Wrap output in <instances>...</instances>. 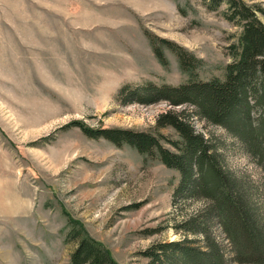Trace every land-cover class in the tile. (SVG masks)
<instances>
[{"label":"rangeland","instance_id":"obj_1","mask_svg":"<svg viewBox=\"0 0 264 264\" xmlns=\"http://www.w3.org/2000/svg\"><path fill=\"white\" fill-rule=\"evenodd\" d=\"M246 1L264 7V0ZM224 10H209L204 0H0V264H68L76 240L66 239L64 212L119 264H151L144 250L182 237L172 226L178 171L66 124L78 119L177 139L172 127L155 128L171 107L166 101L124 103L118 90L222 78L239 34ZM147 32L201 59L194 75L166 48L162 65ZM192 119L225 168L249 183L263 218L262 166L223 127ZM213 230L227 264H248L232 261L231 243L218 225Z\"/></svg>","mask_w":264,"mask_h":264},{"label":"trees","instance_id":"obj_2","mask_svg":"<svg viewBox=\"0 0 264 264\" xmlns=\"http://www.w3.org/2000/svg\"><path fill=\"white\" fill-rule=\"evenodd\" d=\"M204 2L209 10L224 4L223 16L239 28L237 42L229 46L232 60L225 65L223 77L191 78L178 85L127 83L118 90L124 103L166 101L171 107L157 115L155 128L172 127L177 139L147 130L93 127L78 119L66 127H77L90 138H103L118 147L129 145L145 158H156L178 171L172 192V226L182 237L154 243L144 250L142 255L151 264H227L213 224L231 243L232 261L264 264V217H259L261 208L253 202L249 183L225 168L220 152L192 122L197 117L223 127L264 170V7L246 0ZM147 35L162 65L168 63L166 48L177 56L183 70L194 75L201 59L170 39ZM174 106L184 107L176 110ZM182 201L199 205L190 210L181 206ZM64 213L69 227L66 239L76 240L68 264H119L79 220Z\"/></svg>","mask_w":264,"mask_h":264}]
</instances>
